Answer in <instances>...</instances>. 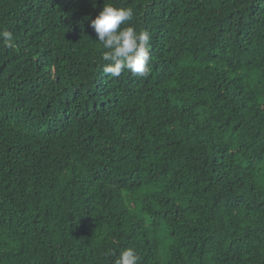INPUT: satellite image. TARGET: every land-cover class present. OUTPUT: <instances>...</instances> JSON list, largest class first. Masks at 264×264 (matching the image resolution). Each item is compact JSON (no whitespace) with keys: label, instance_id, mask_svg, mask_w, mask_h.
Returning <instances> with one entry per match:
<instances>
[{"label":"trees","instance_id":"obj_1","mask_svg":"<svg viewBox=\"0 0 264 264\" xmlns=\"http://www.w3.org/2000/svg\"><path fill=\"white\" fill-rule=\"evenodd\" d=\"M132 7L150 72L90 27ZM0 264H264V0H0Z\"/></svg>","mask_w":264,"mask_h":264},{"label":"clouds","instance_id":"obj_2","mask_svg":"<svg viewBox=\"0 0 264 264\" xmlns=\"http://www.w3.org/2000/svg\"><path fill=\"white\" fill-rule=\"evenodd\" d=\"M134 16L132 7H117L104 3L95 19L90 20V27L96 33V41L102 45L101 59L106 62L103 72L109 77H119L128 71L139 77L150 72L151 37L147 30L137 31L133 26L122 27ZM0 42L5 47L15 48L13 34L0 30ZM140 256L134 248L123 250L115 264H139Z\"/></svg>","mask_w":264,"mask_h":264}]
</instances>
